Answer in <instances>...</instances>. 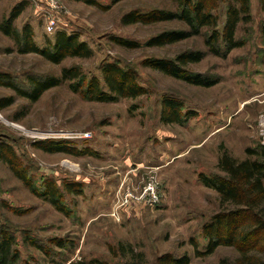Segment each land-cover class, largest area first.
Here are the masks:
<instances>
[{
    "label": "rangeland",
    "instance_id": "obj_1",
    "mask_svg": "<svg viewBox=\"0 0 264 264\" xmlns=\"http://www.w3.org/2000/svg\"><path fill=\"white\" fill-rule=\"evenodd\" d=\"M25 1L16 19L19 29L29 23L34 40L44 46L55 33L80 35L93 49L89 58L67 57L54 64L35 54H21L15 41L0 30V72L24 85L28 75H60L65 67L78 66L85 79L102 78L101 65L115 61L137 72L148 93L118 102L84 99L64 81L45 91L35 102L15 90L0 86V98L14 96L13 104L0 109V144L16 152L38 190L55 182L67 212L38 196L0 158V237H13L10 264H155L158 255L188 254L190 264H236L239 251L219 246L205 250L203 225L222 208L219 193L206 187L200 173H222L219 160L227 151L242 160L255 158L248 149L264 146V10L251 0L252 20L240 22L236 37L244 45L227 56L211 53L203 34L168 44L147 46L146 41L165 30L186 28L178 20L152 24H123L132 10H176L173 0H62L55 31H46L47 9L31 0H0V22ZM101 5H111L105 10ZM219 29L226 4L217 11ZM123 37L140 43L128 48L114 42ZM11 49L10 50L8 49ZM202 50L199 62L185 68L218 77L211 87L197 86L143 64L146 58L174 59L182 51ZM173 96L184 111L197 115L187 123H164L162 101ZM66 140L92 154L47 152L38 141ZM150 181L160 202L150 205L140 195ZM72 185V190L67 186ZM133 196L126 198L127 192ZM16 257L15 259L13 258ZM264 256V255H263Z\"/></svg>",
    "mask_w": 264,
    "mask_h": 264
},
{
    "label": "trees",
    "instance_id": "obj_2",
    "mask_svg": "<svg viewBox=\"0 0 264 264\" xmlns=\"http://www.w3.org/2000/svg\"><path fill=\"white\" fill-rule=\"evenodd\" d=\"M120 0H113L115 4ZM177 2L176 10L156 8L150 11L132 10L122 16L123 24H152L164 21L178 20L186 28L169 29L160 32L146 41L147 46H165L192 36L204 34L205 44L209 51L216 55L227 56L233 49L244 45V41L236 37L240 22L252 20L251 0H173ZM102 9L111 5H101L91 1ZM226 4L225 22L220 30L217 11ZM264 10V0H260ZM27 7L25 1L17 3L9 15L0 22L3 34L14 39L17 51L21 54L35 53L54 64H60L67 57L89 58L93 49L81 40L76 33L58 31L54 40H47L44 46H39L34 40V30L26 23L22 29L15 26L16 19ZM264 37V24L261 26ZM115 43L128 48L140 46L135 40L113 37ZM8 50L11 49L9 48ZM206 53L202 50L182 51L174 59L146 58L145 66L159 70L165 74L184 80L190 84L204 87L214 86L218 77L201 72H192L185 68L189 63L201 61ZM102 78L91 76L87 80L78 66L65 67L60 75H28L26 83L20 84L11 74L0 72V86L15 90L19 95L32 102L37 101L48 89L70 81V88L89 101L118 102L122 98H137L148 93V89L138 81L137 72L125 68L115 61H105L101 67ZM14 96L0 98V109L13 104ZM182 101L166 96L162 101L160 118L164 123H187L197 115L196 111L183 109ZM35 146L47 152H64L71 155L92 154L89 149H80L70 141L46 140L38 141ZM256 155L255 158L239 160L225 151L219 160L222 173L207 175L199 174L200 181L208 188L216 190L221 203L230 206L214 213L203 225V234L207 239L206 249L196 248L197 256L214 253L219 246L236 248L240 257L236 264H264V146L258 149H248ZM0 158L6 161L15 175L20 178L32 192L47 198L58 210L67 212L62 203L60 190L53 181H46L41 190L35 187L28 170L22 166L16 152L5 143L0 144ZM72 190V185L67 186ZM13 237L2 232L0 237V264H10L12 256ZM15 259L16 257L13 256ZM188 254L175 255L164 252L157 256L155 264H190Z\"/></svg>",
    "mask_w": 264,
    "mask_h": 264
},
{
    "label": "built area",
    "instance_id": "obj_3",
    "mask_svg": "<svg viewBox=\"0 0 264 264\" xmlns=\"http://www.w3.org/2000/svg\"><path fill=\"white\" fill-rule=\"evenodd\" d=\"M34 3L44 5L47 9L46 14V31L49 33H53L55 31L56 25L58 23V16L63 9L62 0H31ZM4 119L3 114L0 111V120ZM264 120V118H263ZM261 126V136L263 138L262 142L264 144V121L260 124ZM133 196L131 191L127 192L126 198L129 199ZM140 197L148 202L150 205H156L160 202L159 196L156 189V184L154 181H150L147 186L144 188Z\"/></svg>",
    "mask_w": 264,
    "mask_h": 264
}]
</instances>
